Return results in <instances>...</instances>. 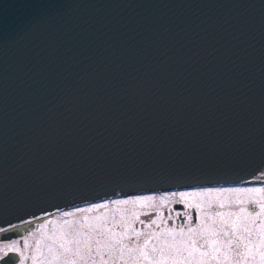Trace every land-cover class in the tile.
<instances>
[{
    "label": "water",
    "instance_id": "obj_1",
    "mask_svg": "<svg viewBox=\"0 0 264 264\" xmlns=\"http://www.w3.org/2000/svg\"><path fill=\"white\" fill-rule=\"evenodd\" d=\"M260 182L264 0H0V240L105 199Z\"/></svg>",
    "mask_w": 264,
    "mask_h": 264
},
{
    "label": "rangeland",
    "instance_id": "obj_2",
    "mask_svg": "<svg viewBox=\"0 0 264 264\" xmlns=\"http://www.w3.org/2000/svg\"><path fill=\"white\" fill-rule=\"evenodd\" d=\"M176 201L192 222L163 214ZM37 225L31 264H264V184L124 196Z\"/></svg>",
    "mask_w": 264,
    "mask_h": 264
},
{
    "label": "flooded vegetation",
    "instance_id": "obj_3",
    "mask_svg": "<svg viewBox=\"0 0 264 264\" xmlns=\"http://www.w3.org/2000/svg\"><path fill=\"white\" fill-rule=\"evenodd\" d=\"M194 211L195 209L193 207L190 208L187 204H181L179 201H176L171 203V210L165 211L163 214H169L171 218L175 216V224L178 223L183 226V222L186 221L188 216H190L191 222L193 218H196ZM173 212H175V215H173ZM171 218H169L168 221L172 223ZM36 229L31 230L30 232L27 231L21 238L17 237L10 239V241H0V264H31L32 253L30 250L34 245V240L31 235ZM43 257H39L38 261H42Z\"/></svg>",
    "mask_w": 264,
    "mask_h": 264
},
{
    "label": "bare ground",
    "instance_id": "obj_4",
    "mask_svg": "<svg viewBox=\"0 0 264 264\" xmlns=\"http://www.w3.org/2000/svg\"><path fill=\"white\" fill-rule=\"evenodd\" d=\"M42 218L43 217H40V218L36 217L34 219H30L29 221L28 220L21 221L20 224L19 223L13 224L10 227H6V229H3L2 231H4L3 233H5V231L9 233L11 230L12 232L10 233V235L11 234H19V236H20L21 234H23L24 230H26L27 227L29 228L30 225L34 223V221L39 222ZM20 230H22V233ZM3 240H5V238H3Z\"/></svg>",
    "mask_w": 264,
    "mask_h": 264
},
{
    "label": "snow or ice",
    "instance_id": "obj_5",
    "mask_svg": "<svg viewBox=\"0 0 264 264\" xmlns=\"http://www.w3.org/2000/svg\"><path fill=\"white\" fill-rule=\"evenodd\" d=\"M218 215H219V214H218ZM233 227H235V225H233ZM223 235H224V236H227V235H228V233H227V232H224V233H223ZM216 242H217V241H211L210 243H216ZM228 243H229V244H231V243H232V241H231V240H229V241H228ZM217 251H219V249H217Z\"/></svg>",
    "mask_w": 264,
    "mask_h": 264
}]
</instances>
